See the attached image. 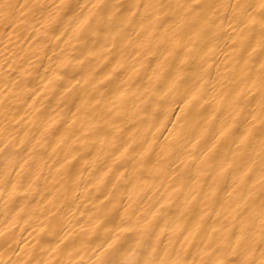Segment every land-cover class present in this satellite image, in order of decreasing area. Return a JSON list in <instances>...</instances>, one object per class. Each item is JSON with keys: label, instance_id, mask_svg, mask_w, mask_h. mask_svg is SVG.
Returning <instances> with one entry per match:
<instances>
[{"label": "bare ground", "instance_id": "1", "mask_svg": "<svg viewBox=\"0 0 264 264\" xmlns=\"http://www.w3.org/2000/svg\"><path fill=\"white\" fill-rule=\"evenodd\" d=\"M151 3L154 0H0V118L12 120L34 153L29 167L14 169L11 182L0 186L5 202L20 205L14 217L18 222L11 228L19 241L13 246L16 256L36 247L37 240L50 244L41 228L25 223L24 205H62L52 222L57 230L67 226L61 214L67 215L71 197L60 199L67 193L54 179L56 171L72 176L90 164L100 169L96 188L107 185L117 192L118 204L124 198L123 207L105 217V224L118 225L112 244L130 243L125 237L134 228L120 221L132 214L141 230L156 228L155 244L163 241L166 250L189 259L197 251L206 256L209 243L227 245L239 217L232 201L259 195L264 177L250 163L237 170L249 141L264 139V91L246 71L264 61V50L254 42L256 34L242 37L241 28L221 30L217 21L219 43L208 50L214 59L200 68L189 55L191 49L181 54L178 43L164 44L161 37L177 18L166 9L153 12ZM73 16L78 22L67 30ZM157 88L163 91L157 93ZM97 89L112 102L114 119L127 113L115 125L119 139L109 137L103 153L100 141L113 126L102 127L96 120L80 125L88 97ZM169 93L173 95L167 106L149 108L153 95L163 98ZM185 122L198 128L194 137L183 128ZM184 140H190L189 147L177 151L176 142ZM162 167L167 171L163 182L155 178ZM91 215L81 212L85 222L77 230L88 229ZM37 232L42 234L37 237ZM71 237L70 231L64 232L63 242L52 246L53 264L54 254ZM200 241L202 247L195 249ZM236 243L233 264L240 261Z\"/></svg>", "mask_w": 264, "mask_h": 264}, {"label": "clouds", "instance_id": "2", "mask_svg": "<svg viewBox=\"0 0 264 264\" xmlns=\"http://www.w3.org/2000/svg\"><path fill=\"white\" fill-rule=\"evenodd\" d=\"M215 4L213 8L212 5ZM50 7V5H46ZM67 7V5H64ZM149 7L153 12L165 9L174 13L176 25L171 26L161 37L164 44L178 43L180 53L191 49L189 55L200 68H204L214 55H209L208 50L212 45L219 43L215 35L217 21H220V29L225 26L235 25L241 28L242 37L255 35V44L264 50V0H154ZM61 22H64L62 16ZM78 17H69L66 23L67 30H71L78 22ZM116 25L115 19L111 22ZM91 27V26H90ZM2 69V65H0ZM246 71L254 74L255 85L264 91V61L258 65H249ZM4 73L0 70V81L3 80ZM190 79L191 77H187ZM163 89L157 88L160 93ZM173 93L161 98L153 95L149 101V108L152 104H159L161 108L170 103ZM112 103L106 97L100 95V90L88 97V102L83 108L80 117L81 127L86 126L90 120H96L102 127H113L109 131L108 137L100 141L103 153L111 140L109 137H119L116 134L115 125L122 123L127 118V113L121 120L114 119V111L109 109ZM260 114L264 116V104L261 105ZM185 130H190V135L195 136L198 128H192L188 122L183 125ZM15 136V138H14ZM28 143L21 140L19 131L15 128L12 120L0 118V186L10 183V176L16 168L29 167V158L34 153H30ZM190 140L182 143L177 141L175 148L177 151H186ZM245 155L241 157L237 170H243L249 163L254 166L259 175L264 177V139L259 141L250 140L243 149ZM99 168L93 170L89 164L86 170H81L76 175L69 176L65 171H56L54 179L61 187L65 188L61 200L71 197V203L79 201L75 208L69 204V211L63 219L67 221V226L57 230L52 222V217L60 212V206L50 209L47 205L40 208H31L24 205V214L28 217L25 223L31 222L34 226L43 230V234L50 237L49 246L37 245L29 249L23 255L16 256L14 245L18 244V239L11 231L15 223L14 220L20 205L13 200L5 202L0 196V264H53L49 253L52 246L63 242V233H72L69 244L59 248L55 256L54 264H233L230 260L235 244L236 254L240 257L239 264H264V181L258 187L259 195L255 199H249L241 195L239 200L232 203L239 208V217L235 231L227 245L212 242L207 245V255L201 256L199 251L190 254L191 258L183 256L182 252H171L163 247V241L159 245L154 243L156 228H140V221L133 219L129 214L122 217L120 223L132 225L134 231L127 234L125 239L130 241L127 246L117 243L112 244V238L118 226L105 224V217L109 211L117 207H123L124 198L121 197L117 203V192L110 191L105 185L103 190L95 186V178ZM67 177V179H65ZM163 182L167 178V171L162 167L160 173L155 177ZM3 191L7 192L4 188ZM247 192V188L243 189ZM79 192L81 195H76ZM102 197V199H100ZM25 200L28 197H24ZM99 200V203L97 201ZM81 212L92 213L87 219L89 227L87 230H77V225L84 223ZM43 218V221H42ZM63 224V220L61 221ZM42 233L37 232V237ZM200 241L193 245L195 249H200L203 245Z\"/></svg>", "mask_w": 264, "mask_h": 264}]
</instances>
